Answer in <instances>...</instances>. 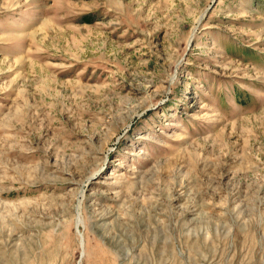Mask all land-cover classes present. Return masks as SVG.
Masks as SVG:
<instances>
[{"label":"rangeland","instance_id":"374dc122","mask_svg":"<svg viewBox=\"0 0 264 264\" xmlns=\"http://www.w3.org/2000/svg\"><path fill=\"white\" fill-rule=\"evenodd\" d=\"M0 264H264V0H0Z\"/></svg>","mask_w":264,"mask_h":264},{"label":"bare ground","instance_id":"6f19581e","mask_svg":"<svg viewBox=\"0 0 264 264\" xmlns=\"http://www.w3.org/2000/svg\"><path fill=\"white\" fill-rule=\"evenodd\" d=\"M78 222L81 223V220L79 219ZM80 243L82 244V240L81 239H80Z\"/></svg>","mask_w":264,"mask_h":264}]
</instances>
